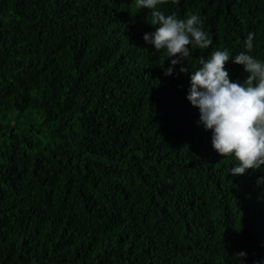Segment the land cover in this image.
<instances>
[{
  "label": "trees",
  "instance_id": "trees-1",
  "mask_svg": "<svg viewBox=\"0 0 264 264\" xmlns=\"http://www.w3.org/2000/svg\"><path fill=\"white\" fill-rule=\"evenodd\" d=\"M160 7L212 40L189 72L249 32L264 61V0ZM150 19L136 0H0V264H264V165L229 172Z\"/></svg>",
  "mask_w": 264,
  "mask_h": 264
},
{
  "label": "clouds",
  "instance_id": "clouds-1",
  "mask_svg": "<svg viewBox=\"0 0 264 264\" xmlns=\"http://www.w3.org/2000/svg\"><path fill=\"white\" fill-rule=\"evenodd\" d=\"M178 0H172L177 3ZM168 0H136L137 8L150 10V25L155 26L151 33H144L146 43L154 50L165 51L169 67L164 69L166 76L173 74V66L183 65L180 73H190V87L187 100L199 109L200 122L206 130H211V143L222 157L232 156L237 161L230 169L233 175L259 170L264 165V61L250 53L254 49L255 34L249 32L245 46L233 58L227 49L215 50L205 59L198 61L199 67L189 72L185 60L190 56L189 45L207 49L212 44L208 33L203 30L201 17L191 14L181 19L168 10H161ZM242 65L247 73L243 83L232 81L226 65L229 60ZM163 67V65H162ZM264 180L258 178L257 183ZM235 256L243 264L246 253Z\"/></svg>",
  "mask_w": 264,
  "mask_h": 264
}]
</instances>
